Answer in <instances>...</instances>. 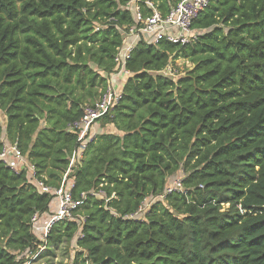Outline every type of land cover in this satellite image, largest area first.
I'll list each match as a JSON object with an SVG mask.
<instances>
[{
  "label": "trees",
  "instance_id": "16d2710c",
  "mask_svg": "<svg viewBox=\"0 0 264 264\" xmlns=\"http://www.w3.org/2000/svg\"><path fill=\"white\" fill-rule=\"evenodd\" d=\"M129 1L0 0V155L16 146L36 168L0 158V264H28L38 250L32 218L46 224L57 202L37 180L59 187L73 124L135 23ZM147 1L163 15L175 2L140 0L144 16ZM192 27L186 46L137 43L123 98L74 174L86 221L55 223L50 253L70 244V264H264V0H211ZM172 56L194 68L164 75ZM180 170L184 192L125 218Z\"/></svg>",
  "mask_w": 264,
  "mask_h": 264
},
{
  "label": "built area",
  "instance_id": "2783aa9c",
  "mask_svg": "<svg viewBox=\"0 0 264 264\" xmlns=\"http://www.w3.org/2000/svg\"><path fill=\"white\" fill-rule=\"evenodd\" d=\"M140 0H130L127 4L134 18L135 23L124 30L123 44L118 48L115 55L117 70L110 74L107 85L103 90L100 98L94 103L86 104L82 118L73 124L72 129L77 133L78 145L71 153L68 168L63 175L59 187H50L42 181L37 180V186L44 193H53L57 209L48 222L42 226L39 224V215L32 218V230L39 236L40 243L37 245L38 250L30 258L28 264H34L48 254L50 248L48 235L53 225L60 221H76L80 229L86 221V217L80 214V209L84 205L86 195L83 193L81 198L76 199L73 195L75 187L74 174L78 166L84 160V155L88 145L95 139L97 133L94 131L95 125L103 119L123 98V85L117 84V77L125 79L130 72L126 68L127 61L130 59L137 43L143 38L149 43L157 44L162 40H167L174 44L186 46L194 39L195 31L192 27L193 22L209 7L211 0H174L170 12L163 15L154 5L153 2L147 1L146 4L153 12L144 16L140 5ZM99 30V28H97ZM174 56H172L169 65L163 70V74L169 77H178L180 70L178 65H174ZM0 158L12 170L18 172L21 167H26L36 176V168L31 165L21 154L16 146L7 145L3 150ZM183 179L170 180L165 191L161 195L150 196L144 200L139 209L125 218L131 220L143 219L150 207L157 202H163L168 195L175 192H184ZM99 196L102 193L98 194ZM114 197V195H113ZM82 235H78V238ZM65 244L62 245V247ZM61 247H59L60 249Z\"/></svg>",
  "mask_w": 264,
  "mask_h": 264
},
{
  "label": "rangeland",
  "instance_id": "374dc122",
  "mask_svg": "<svg viewBox=\"0 0 264 264\" xmlns=\"http://www.w3.org/2000/svg\"><path fill=\"white\" fill-rule=\"evenodd\" d=\"M173 60L174 62H176L174 63V65H178L179 67L180 73L178 75H185V73H187L189 70H192L194 68L193 63H191L189 60L185 58H178V59H173ZM180 171L181 172L177 173L176 176H174L171 179L172 181L174 179H183V180L185 179L186 172L184 170H180ZM227 208H228V205H225L224 209H227ZM55 251H56L55 254H52L49 251V253L46 256L41 257L34 264H70L71 257L72 255H74L73 247H71L70 244L68 245L66 244V248L61 247L60 249H55Z\"/></svg>",
  "mask_w": 264,
  "mask_h": 264
},
{
  "label": "crops",
  "instance_id": "0c3cea01",
  "mask_svg": "<svg viewBox=\"0 0 264 264\" xmlns=\"http://www.w3.org/2000/svg\"><path fill=\"white\" fill-rule=\"evenodd\" d=\"M117 84L116 85H123V83L125 82V79L121 78L120 76L117 77ZM94 131L97 133V134H100L104 131V129L102 128V125H96L95 128H94ZM42 226V225H40Z\"/></svg>",
  "mask_w": 264,
  "mask_h": 264
}]
</instances>
